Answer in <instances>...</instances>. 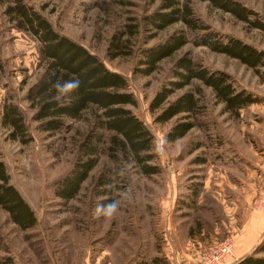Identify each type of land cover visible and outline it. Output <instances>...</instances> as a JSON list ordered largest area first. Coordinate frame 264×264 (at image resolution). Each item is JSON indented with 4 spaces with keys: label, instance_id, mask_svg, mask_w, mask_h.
Here are the masks:
<instances>
[{
    "label": "rangeland",
    "instance_id": "374dc122",
    "mask_svg": "<svg viewBox=\"0 0 264 264\" xmlns=\"http://www.w3.org/2000/svg\"><path fill=\"white\" fill-rule=\"evenodd\" d=\"M96 1L26 0L57 31L127 78L136 101L129 107L153 135L151 164L157 165L159 171L145 175L133 163L117 167L102 156L75 198L65 202L54 194L56 180L74 161L75 147L71 133L51 135L39 130L32 120L24 96L41 72L37 41L13 27L4 12L7 2L0 0V117L5 101L16 103L32 136L27 144L12 140L9 129L0 121V161L37 218L33 228L22 231L0 209V256L9 255L14 264H182L172 256L169 244L175 250L179 244L207 246L226 237L233 239L225 224L227 209L234 204L239 220L242 210L264 211V67L251 69L234 58L188 43L161 60L154 72L143 75L136 70L141 67L136 52L110 60L106 47L127 17L139 16L149 9V0L125 4L102 0L106 2L102 9L95 7ZM238 1L264 19V0ZM191 3L195 14L213 30L264 50L263 31L207 2ZM178 26L171 25L148 41L139 35L133 50L160 42ZM186 50L197 62L229 74L237 89L253 93L260 101L234 117L215 101L210 88L203 87L204 127H193L170 142L166 133L180 116L157 123L156 112L150 111L149 104L156 90L169 79L174 59ZM76 126L82 128V123ZM104 165L112 170V198L118 204V213L112 219L95 215L96 207L105 205L108 198L100 194L102 187L96 184ZM257 255L264 256V251ZM230 260L232 256L227 264L232 263Z\"/></svg>",
    "mask_w": 264,
    "mask_h": 264
},
{
    "label": "trees",
    "instance_id": "16d2710c",
    "mask_svg": "<svg viewBox=\"0 0 264 264\" xmlns=\"http://www.w3.org/2000/svg\"><path fill=\"white\" fill-rule=\"evenodd\" d=\"M3 1L7 2L4 12L13 27L30 34L37 41L41 72L24 96L32 111V120L39 130L51 135L71 133L69 137L75 147L74 161L70 169L56 180L54 194L65 202L75 198L102 156L117 167L133 163L142 174L157 173L159 168L151 164L154 158L153 135L129 107L135 105L136 101L128 89L127 78L110 70L86 47L57 31L26 0ZM115 1L124 4L130 2ZM201 1L264 32V19L238 0ZM94 3L95 7L102 9L106 2L97 0ZM148 8L139 16L127 17L115 29L106 47L108 59L136 52L138 66H141L136 70L149 75L158 68L161 60L173 56L184 45L191 43L234 58L251 69L264 67V50L213 30L195 14L191 0H149ZM174 24L180 26L160 42L138 46L137 50H133L134 41L139 35L148 41ZM169 72V79L160 85L150 100L149 109L156 112L154 121L157 123L180 116L166 133V140L170 142L183 137L193 127H204L203 87L210 88L215 101L222 103L223 110L234 117L239 116L241 109L260 101L253 93L237 89L226 72L212 70L194 60L189 50L174 59ZM72 79H79L80 87L62 101L55 100V84ZM181 89L185 90L174 99H169ZM0 121L3 127L9 129L10 139L21 144L31 141L25 115L16 103L4 102ZM76 123H82V128L77 127ZM111 177V168L104 165L96 179V184L102 187L100 194L108 197L105 205L114 202ZM0 209L22 231L36 225L33 208L11 183L3 161H0ZM2 244L0 237V248ZM262 251L264 234L252 252L230 264H264V256L257 255ZM0 264L14 263L8 255L0 256Z\"/></svg>",
    "mask_w": 264,
    "mask_h": 264
},
{
    "label": "crops",
    "instance_id": "0c3cea01",
    "mask_svg": "<svg viewBox=\"0 0 264 264\" xmlns=\"http://www.w3.org/2000/svg\"><path fill=\"white\" fill-rule=\"evenodd\" d=\"M235 205V204H234ZM227 209L228 218L226 220L225 227L232 233L234 239V250L232 254L233 260L243 256L260 240L261 233L264 230V211H245L237 212L235 205ZM203 246H192V243L187 245H180L173 247L169 244L171 254L175 257L176 262L179 261L182 264H197L199 251ZM229 262V263H230Z\"/></svg>",
    "mask_w": 264,
    "mask_h": 264
},
{
    "label": "built area",
    "instance_id": "2783aa9c",
    "mask_svg": "<svg viewBox=\"0 0 264 264\" xmlns=\"http://www.w3.org/2000/svg\"><path fill=\"white\" fill-rule=\"evenodd\" d=\"M233 250L234 241L232 237L213 241L200 249L197 264H227Z\"/></svg>",
    "mask_w": 264,
    "mask_h": 264
},
{
    "label": "clouds",
    "instance_id": "9594fccd",
    "mask_svg": "<svg viewBox=\"0 0 264 264\" xmlns=\"http://www.w3.org/2000/svg\"><path fill=\"white\" fill-rule=\"evenodd\" d=\"M80 87L79 79L67 80L64 82H57L55 84L56 95L54 97L57 101H62L64 97L70 95L71 92ZM118 213V204L116 202L108 203L107 205L99 204L95 209L97 217L103 216L107 219L114 218Z\"/></svg>",
    "mask_w": 264,
    "mask_h": 264
}]
</instances>
